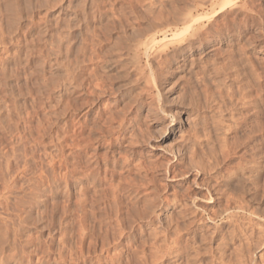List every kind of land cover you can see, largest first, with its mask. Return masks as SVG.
<instances>
[{
	"label": "rangeland",
	"instance_id": "374dc122",
	"mask_svg": "<svg viewBox=\"0 0 264 264\" xmlns=\"http://www.w3.org/2000/svg\"><path fill=\"white\" fill-rule=\"evenodd\" d=\"M222 1L0 0V264H264V0Z\"/></svg>",
	"mask_w": 264,
	"mask_h": 264
},
{
	"label": "bare ground",
	"instance_id": "6f19581e",
	"mask_svg": "<svg viewBox=\"0 0 264 264\" xmlns=\"http://www.w3.org/2000/svg\"><path fill=\"white\" fill-rule=\"evenodd\" d=\"M235 1V0H234ZM221 2L223 3V1L221 0ZM233 2V0H229V1H227V2H225L224 4H221V5H224L223 7H225L226 5L228 6V4H231ZM234 3V2H233ZM199 5V4H198ZM231 6V5H230ZM222 7V8H223ZM219 13V11H215V15H217ZM192 15V14H191ZM183 17V16H182ZM202 17V16H201ZM203 18V17H202ZM185 19H187V21H188V17H186ZM200 19V17L197 19H193V20H191L190 22H188V24L186 25L185 24V26H183V28L182 29H178L177 28V30H172V37L169 39L170 41L168 42V40H167V42H168V44L169 43H181L183 40H184V38H183V36L185 35V33H187V31H188V29L190 28V27H194V22H197L198 20ZM190 20V19H189ZM186 21V20H185ZM184 20H183V22H185ZM194 24V25H193ZM191 31H193V30H191ZM190 32V31H189ZM167 33V31L166 32H164V37L163 38H167L168 37V35L166 34ZM194 34V33H193ZM157 36H156V34L154 33V35H151V37L149 38V39H147V41L144 43V45H146V46H148V49H150L149 47H151V48H153V44H157L158 43V41H157ZM164 45V44H163ZM250 45V44H249ZM165 46H166V44H165ZM147 48V47H146ZM179 50H181L180 51V53L181 54H184L185 53V51L182 49V47H180V49ZM161 57V56H160ZM163 59H164V57H163ZM254 74V73H253ZM263 78V77H262ZM260 84V83H259ZM246 92V91H245ZM260 94V93H259ZM162 96V95H161ZM254 96V95H253ZM248 97H249V95H248ZM255 97V96H254ZM246 98V97H245ZM253 99V98H252ZM255 102V101H254ZM257 109H259L258 110V114H259V117H260V119H261V121H259L258 123H260V127L258 128V131L259 130H261L262 132H264V124H263V116H264V106H263V104L261 103V104H259V105H257ZM248 110V109H247ZM251 113V112H250ZM253 114V113H252ZM257 114V113H256ZM177 117H175V115L173 116V121H177ZM253 119V118H252ZM258 120H259V118H258ZM257 124V123H256ZM238 126V125H237ZM257 127V126H256ZM231 128H233V127H231ZM248 130V129H247ZM253 130V129H252ZM200 132V131H199ZM263 134V133H262ZM163 135H165V136H167V134L166 133H163ZM192 136V135H191ZM216 140V139H215ZM122 141V140H121ZM203 141V140H202ZM207 143V142H206ZM201 144V143H200ZM195 151V150H194ZM195 153V155H199V149H196V151L194 152ZM193 153V154H194ZM201 154V153H200ZM262 154V153H261ZM229 155V154H228ZM185 157V156H184ZM225 157V156H224ZM259 160V159H258ZM186 162V161H185ZM262 162V161H261ZM260 163V162H259ZM189 163L187 162V163H184V167L185 168H187L189 165H188ZM188 165V166H187ZM260 165V164H259ZM136 167V166H135ZM139 167V166H138ZM190 167V166H189ZM260 167H262V166H260ZM264 169V168H263ZM262 169V170H263ZM117 171V170H116ZM186 172V171H185ZM182 174V173H181ZM93 176H94V174H93ZM96 176V175H95ZM242 176V175H241ZM98 178V177H97ZM222 178V177H221ZM93 180V179H92ZM198 181V180H197ZM204 183V182H203ZM241 183H243V182H241ZM215 184V183H214ZM264 184V183H263ZM135 185V184H134ZM219 186H221L220 184H218ZM234 185V184H233ZM239 185V184H238ZM157 186H159V185H157ZM209 186H211V185H209ZM212 186H213V184H212ZM218 187V186H217ZM136 188V187H135ZM210 188V187H209ZM208 188V189H209ZM137 189V188H136ZM216 189V188H215ZM262 189V188H261ZM229 190V189H228ZM99 191V190H98ZM100 191H102V190H100ZM125 191V190H124ZM230 191V190H229ZM115 192V195H116V197H118L117 196V192L116 191H114ZM113 192V193H114ZM210 193H212V192H210ZM226 193V192H225ZM99 194V193H98ZM108 194V193H107ZM243 194V193H242ZM103 196H104V194H102ZM114 195V196H115ZM89 196V195H88ZM100 196V198H102L101 197V195H99ZM120 196V195H119ZM238 196V195H237ZM79 197V196H78ZM112 197V196H111ZM83 198V197H82ZM210 199H212L213 197L212 196H210L209 197ZM231 198V197H230ZM93 199V198H92ZM113 199H114V197H113ZM79 200V199H78ZM84 200V199H83ZM83 200H81L80 199V201L82 202ZM117 200V199H116ZM115 199L114 200H111L110 202H114V201H116ZM118 201H121V199L119 198V200ZM117 201V202H118ZM209 201H211V200H209ZM88 202V201H87ZM96 202V201H95ZM112 202V203H113ZM116 202V203H117ZM115 203V204H116ZM120 203V202H119ZM91 204V203H90ZM112 205V204H111ZM117 205H118V203H117ZM226 205V204H225ZM82 206H84V205H82ZM86 206V205H85ZM88 209V208H87ZM110 209V208H109ZM114 209V208H113ZM256 209V208H255ZM118 210H120V209H116L115 211H118ZM218 211V210H217ZM112 212V211H111ZM119 212V211H118ZM88 213V212H87ZM120 213H121V211H120ZM120 213H118V214H120ZM85 214H86V212H85ZM90 216V215H89ZM181 218V217H180ZM182 221V220H181ZM123 222V221H122ZM229 223V222H228ZM122 224V223H121ZM125 224H126V221H125ZM83 226V225H82ZM178 227V226H177ZM239 227V226H238ZM101 230V229H100ZM111 230V229H110ZM83 238V237H82ZM117 239V238H116ZM173 242H174V240H173ZM161 243H162V241H161ZM181 244V243H180ZM109 245V244H108ZM178 246V245H177ZM167 247V246H166ZM181 249V248H180ZM186 259V258H185ZM240 259V258H239Z\"/></svg>",
	"mask_w": 264,
	"mask_h": 264
}]
</instances>
